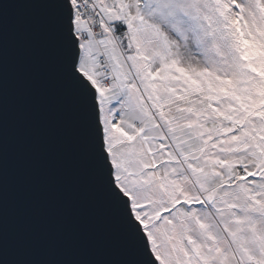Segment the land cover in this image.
Returning a JSON list of instances; mask_svg holds the SVG:
<instances>
[{"label": "snow or ice", "instance_id": "snow-or-ice-1", "mask_svg": "<svg viewBox=\"0 0 264 264\" xmlns=\"http://www.w3.org/2000/svg\"><path fill=\"white\" fill-rule=\"evenodd\" d=\"M44 4L120 264H264V0Z\"/></svg>", "mask_w": 264, "mask_h": 264}, {"label": "water", "instance_id": "water-1", "mask_svg": "<svg viewBox=\"0 0 264 264\" xmlns=\"http://www.w3.org/2000/svg\"><path fill=\"white\" fill-rule=\"evenodd\" d=\"M0 256L8 264L129 258L90 171L44 0L13 6L0 27Z\"/></svg>", "mask_w": 264, "mask_h": 264}]
</instances>
